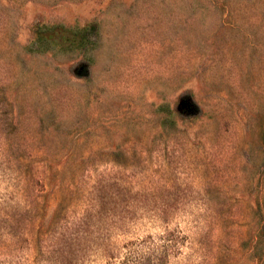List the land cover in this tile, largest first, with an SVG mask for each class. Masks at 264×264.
Listing matches in <instances>:
<instances>
[{"label": "rangeland", "instance_id": "1", "mask_svg": "<svg viewBox=\"0 0 264 264\" xmlns=\"http://www.w3.org/2000/svg\"><path fill=\"white\" fill-rule=\"evenodd\" d=\"M0 264H264V0H0Z\"/></svg>", "mask_w": 264, "mask_h": 264}, {"label": "trees", "instance_id": "2", "mask_svg": "<svg viewBox=\"0 0 264 264\" xmlns=\"http://www.w3.org/2000/svg\"><path fill=\"white\" fill-rule=\"evenodd\" d=\"M83 34L82 40H88L89 39V31L86 29L81 32Z\"/></svg>", "mask_w": 264, "mask_h": 264}]
</instances>
